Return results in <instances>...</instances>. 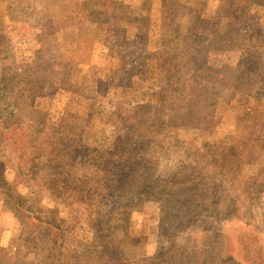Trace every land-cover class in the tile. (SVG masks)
I'll return each instance as SVG.
<instances>
[{"label": "rangeland", "instance_id": "obj_1", "mask_svg": "<svg viewBox=\"0 0 264 264\" xmlns=\"http://www.w3.org/2000/svg\"><path fill=\"white\" fill-rule=\"evenodd\" d=\"M180 1L177 4L178 12L161 13L154 5L149 11H143L144 0H0V115L13 123H18L19 119L33 118L30 126L26 120L20 122L25 136L36 134L37 126L45 122L48 139L58 145L49 152L54 154L60 149L58 155L63 159V164L59 169L65 167L56 173L48 172L58 174L51 180L48 175L39 174L38 182L43 178L40 183L42 186L33 185L23 189L24 197L29 203H47L54 218L49 228H44V232L37 227L36 237L31 241L30 251L27 253H20L23 244L16 235H11L6 247L7 264H22L21 261H16V257L22 254L25 264H84L81 258L85 256H94L96 262L101 263L98 256L104 252L100 243L103 238L98 240L94 237L90 208L87 207L89 204L99 210L100 215L93 214L96 220L107 214V203L118 201L125 204L121 211L126 210L123 215L124 223L131 234L127 244L133 255L134 252H148L154 245L153 229L158 224L161 205L153 197H138L137 188L144 181L140 175L156 179V187L163 181V174H168L166 171L170 167H176L178 160L184 158L186 148H190L191 142L196 138L179 141L169 149L163 147L160 141H154L149 146V154L155 158L157 167L137 169L134 161L137 157L134 156L129 158L130 170L126 173L120 171L115 168L118 161L110 153L109 147L100 148L95 145L105 142L112 135V127L98 116L81 114L70 105L69 91L59 88L48 98L39 96L34 105H29L24 110L15 108L24 89L18 82L22 76V68L18 69V66L48 62L47 65L54 69L60 65L63 71L66 59L76 53L79 46L94 43V46H89V50L79 52L81 58L93 53L92 60H84L83 65L89 64L84 70L91 68L100 80H107L112 76L111 71L117 68V61L124 63L129 59L125 74L118 70L119 74L114 75V85L118 88V97L130 101L133 106L140 105L151 100L153 89L159 84L154 75L150 77V72L140 68V62L153 64L155 68L157 65L155 75H164L175 70L179 53L182 60L188 58L187 54L190 57L195 54V28L200 36L209 38L218 27L226 32L234 18H246L250 23L255 19L261 23L264 20L262 0L256 5L259 6L257 11L239 13L232 19L223 16L218 25L215 21L212 22V13L204 11V0ZM66 14L71 21L65 26L67 23H63V17ZM257 38L258 34L245 43H233L231 53L255 52L264 56V41ZM204 71V65L195 66L190 74L192 78L204 80ZM233 79L232 72L220 73L217 80L227 81L225 87L205 94L201 105L204 107L205 99L215 94L219 98L228 93L229 99L234 98L235 90L227 87ZM85 86L86 89L89 88V84ZM105 94L112 99L115 90L109 87ZM8 111H14V114L10 116ZM85 135L89 140L84 139ZM22 140L20 147L24 153L20 154L27 156L34 153L33 145L39 141L35 143ZM82 143L91 146L86 158L77 160L79 163L65 165L69 157L77 158L76 153L80 151ZM3 147L4 144L0 142V180L6 174H15L12 177L14 186L18 184L17 175L26 176L29 182L36 181L32 171L25 169V163L18 161L20 151L16 152L17 144ZM256 152L254 160L264 165L261 160L264 158V151L259 156ZM203 162L204 160L192 159L188 165L211 166ZM29 166L31 167V163ZM69 170L78 172L80 176L77 178L67 175L71 174ZM117 175H123L124 180L117 187L110 188L112 183L106 180H116ZM247 177L245 174L241 175L238 183L228 185V190L225 188L226 183L222 184L218 180L209 182L210 186L206 185V189L217 188L223 196L209 204V209L201 215L202 224L187 227L192 230H189L192 237L205 234L204 249L215 256L210 264H218L216 260L219 253L228 255L219 264H264V174H255L253 181H249ZM197 180L200 177H194V181ZM187 186L193 188V185ZM198 188L194 187L193 195L197 197L199 192H203L201 196H206L205 191H201L202 186ZM90 190L102 202H88V195H84L83 191ZM58 192H61L60 197ZM215 196L219 194L216 193ZM196 202H200V198ZM0 211L6 224L12 227L13 216L4 209ZM176 226L182 229L180 224L177 223ZM42 237L44 248L48 249L49 254H43V244L38 241ZM163 243L165 245L164 241ZM229 244L232 246V249L229 248L230 253H223L227 251L225 245L230 246Z\"/></svg>", "mask_w": 264, "mask_h": 264}, {"label": "trees", "instance_id": "obj_2", "mask_svg": "<svg viewBox=\"0 0 264 264\" xmlns=\"http://www.w3.org/2000/svg\"><path fill=\"white\" fill-rule=\"evenodd\" d=\"M179 3H181L180 0H144L143 11H149L154 5L158 12L175 11L176 13ZM259 3V0H204L203 9L205 12L212 13V22L215 21L218 25L223 16L232 19L239 13L257 11L259 6L256 5ZM262 6H264V0H262ZM70 21V16L66 14L63 17V23H67L65 26ZM194 30L196 37L194 43H197L194 49L195 54L192 57L187 54L188 58L182 60L179 53L175 70L168 71L164 75L163 73L155 75L157 65L155 68L153 64L147 65L140 62V68L150 72V77L154 75L159 83L153 89L151 100L145 104L133 106L130 101H124L117 96L118 88L114 85V75L119 74V71L122 73L128 67L129 59L124 63L117 61V68L111 71L112 76H109L107 80H100L91 68L84 70V67L89 65H83L84 60L86 58V60L89 58L92 60L93 53L81 58L79 52L89 50V46H94V43L79 46L76 53L66 59L63 71L60 65L54 69L51 65H47L48 62L18 66V69L22 68V76L18 82L24 89L15 108L24 110L29 105H34L39 96L48 98L59 88L69 91L70 105L81 114L98 116L112 127V135L105 142L95 145L100 148L109 147L110 153L118 161V166L115 168L120 171L126 173L130 170L129 158L134 156L137 157L134 160L137 169L157 167L155 158L149 154V146L154 141H160L163 147L169 149L179 141L196 138L191 142L190 148H186L184 158L178 160L176 167H170L167 171L163 170L168 174H163V181L156 187L158 183L156 179L152 180L145 174L140 175L144 181L140 182L137 188L138 197L147 199L153 197L161 205L158 211V224L153 229L154 245L150 250L143 254L131 253L127 244L131 234L124 223L125 216H123L126 210L121 211L124 203L118 201L107 203L105 205L107 214L100 220L94 217V215H100L98 208L89 204L87 207L90 208V222L94 237L98 240L100 237L103 238V242L100 243L104 252L98 256L101 263L96 262L94 256H85L81 258L84 264H89L90 260L91 264H210L215 256L210 254L208 249H204L206 248L205 234L201 233L195 238L190 235V228H187L189 225L202 224L203 212L209 209L211 202L223 196L217 188L206 189V185L210 186L209 182L218 180L222 184L226 183L225 188L228 190V185L238 183L239 177L243 174L248 176L249 181L255 179V174H264V165L254 160L256 149L257 156L264 151V141H262L264 139V56L255 52L231 53L233 43H245L253 39L254 35L258 34L257 39L264 41V20L261 23L255 19L250 23L246 18L241 20L234 18L226 32L218 27L209 38H203L196 28ZM201 65H204L205 69L204 80L192 78L190 74L192 67ZM78 66L82 67L77 68ZM226 72H232L234 75V79L227 85L235 90L234 98L229 99L228 93L219 98H217L218 94H215L205 99L203 107L201 100L205 94L225 87L227 81L217 79L220 73ZM85 84H89L88 89ZM109 87L115 90L112 99L105 94ZM8 114L12 116L14 111H8ZM4 118L0 115V142L4 144L3 148L17 144L16 152L20 151L18 161L24 162L25 169L32 171L33 178L37 180L29 182L26 176L17 175V186L13 185L12 177L15 174H6L0 180V210L4 209L14 218V225L11 227L6 224L3 215H0V232L2 231L0 264H7L6 247L11 235H16V238L22 242L20 253H27L30 251L31 241L36 237L37 227L44 232V228H49L53 222L54 215L49 210L48 204L43 201L29 203L24 197L23 189L33 185L42 186L40 183L43 182V178L41 182H38L39 174L48 175L51 180L58 174H48V172L56 173L65 168L59 169V166L63 164V159L58 155L60 149L54 154L52 151L49 152L58 145L48 139V128L45 122L37 126L36 134L25 136L20 122L26 119H19L18 123H13ZM32 119L26 120L29 126ZM22 138L28 142L39 141L38 144L33 145L34 153L27 156L21 155L24 153L23 148L20 147ZM84 139L89 140L87 135ZM79 150L76 153L78 159L71 156L65 165L84 160L91 146L82 143ZM192 159L204 160L203 163H209L211 166L188 165ZM261 160L264 162L263 157ZM81 167L82 164H80ZM69 172L71 174L67 175L77 178L80 176L78 172L71 170ZM123 177V175H117L116 180L106 181L112 183L110 188H115L124 180ZM194 177H200V180L194 181ZM171 185L172 187L169 188ZM187 185H193V188H188ZM199 186H202L201 191H205L206 196H201L203 192H199L197 197L193 195L192 190L194 187L199 189ZM83 193L88 195L86 197L88 202L91 200L102 202L92 190L83 191ZM216 193L219 196H215ZM57 195L60 197L61 192ZM77 196L78 194L75 200ZM197 198H200V202H196ZM177 223L182 226V229L176 226ZM203 229L207 230L206 227ZM42 240L43 237L38 241L44 248ZM225 246L227 251L223 253H230L229 248L232 249V246ZM47 250L44 248L43 254H49ZM210 252L213 253L211 250ZM226 256L228 255L219 253L217 263L219 264ZM16 258L17 262L21 261L25 264L24 254Z\"/></svg>", "mask_w": 264, "mask_h": 264}]
</instances>
